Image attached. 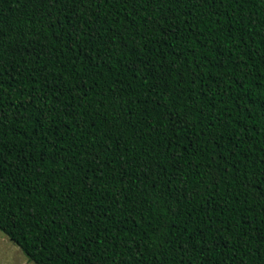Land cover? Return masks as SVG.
Listing matches in <instances>:
<instances>
[{
  "label": "trees",
  "instance_id": "1",
  "mask_svg": "<svg viewBox=\"0 0 264 264\" xmlns=\"http://www.w3.org/2000/svg\"><path fill=\"white\" fill-rule=\"evenodd\" d=\"M0 233L32 264H264V0H0Z\"/></svg>",
  "mask_w": 264,
  "mask_h": 264
},
{
  "label": "rangeland",
  "instance_id": "2",
  "mask_svg": "<svg viewBox=\"0 0 264 264\" xmlns=\"http://www.w3.org/2000/svg\"><path fill=\"white\" fill-rule=\"evenodd\" d=\"M0 264H32L17 246L0 233Z\"/></svg>",
  "mask_w": 264,
  "mask_h": 264
}]
</instances>
